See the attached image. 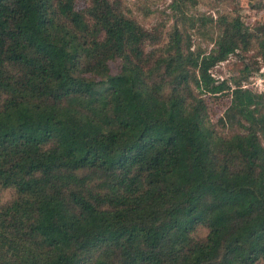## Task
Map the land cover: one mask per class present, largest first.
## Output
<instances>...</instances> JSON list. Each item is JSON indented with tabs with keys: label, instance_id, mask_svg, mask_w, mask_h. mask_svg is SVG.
Listing matches in <instances>:
<instances>
[{
	"label": "trees",
	"instance_id": "16d2710c",
	"mask_svg": "<svg viewBox=\"0 0 264 264\" xmlns=\"http://www.w3.org/2000/svg\"><path fill=\"white\" fill-rule=\"evenodd\" d=\"M216 25L145 54L120 0H0V264H264V95L210 73L264 32Z\"/></svg>",
	"mask_w": 264,
	"mask_h": 264
},
{
	"label": "rangeland",
	"instance_id": "374dc122",
	"mask_svg": "<svg viewBox=\"0 0 264 264\" xmlns=\"http://www.w3.org/2000/svg\"><path fill=\"white\" fill-rule=\"evenodd\" d=\"M84 4L85 0H75L77 8ZM120 7L138 25V31L144 38L142 51L145 54L151 50L157 54V48L175 24L187 30L193 45L206 52L214 47V33L218 31L216 24L219 22L238 23L247 31L264 32V5L259 0H193L184 5L177 0H120ZM200 17L211 19L213 23L211 27L204 28L202 34L196 33L194 28ZM244 65L249 66L247 72L242 70ZM210 73L214 79L225 81L231 88L234 81L240 80L241 89L264 95V58L258 56L256 48H250L245 54H229L225 60L216 63ZM203 98L210 119L215 123L229 105L230 96L221 93L208 98L203 95ZM230 130L229 127L222 129L223 132ZM11 192L9 189L0 190V201L10 199ZM199 232L201 236L204 234L199 230L195 237L199 236Z\"/></svg>",
	"mask_w": 264,
	"mask_h": 264
}]
</instances>
